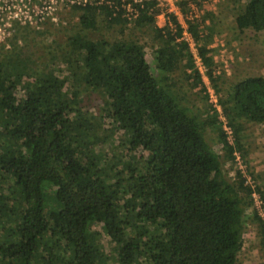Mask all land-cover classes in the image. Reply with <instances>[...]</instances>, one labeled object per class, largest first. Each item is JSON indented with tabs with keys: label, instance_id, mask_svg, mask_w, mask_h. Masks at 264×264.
Masks as SVG:
<instances>
[{
	"label": "trees",
	"instance_id": "obj_1",
	"mask_svg": "<svg viewBox=\"0 0 264 264\" xmlns=\"http://www.w3.org/2000/svg\"><path fill=\"white\" fill-rule=\"evenodd\" d=\"M68 6L80 11L85 27L95 28L98 14L107 25L153 24L161 40L151 53L159 75L143 44L124 37L75 32L60 59L41 61L37 71L28 57L1 55L0 264H100V242L115 245L116 264H235L252 188L238 168L236 179L224 176L202 121L164 86L182 61L185 76L203 89L174 15L172 29L154 22L152 0H143L132 19L105 2ZM234 23L240 31L264 29V0H243ZM207 27L187 21L218 90L211 48L201 38ZM87 90L98 93L97 111L87 106ZM218 103L231 142L222 119L206 121L216 125L224 154L235 163L233 150L243 152L234 117L264 122V76L236 79ZM252 211L264 256V218Z\"/></svg>",
	"mask_w": 264,
	"mask_h": 264
},
{
	"label": "rangeland",
	"instance_id": "obj_2",
	"mask_svg": "<svg viewBox=\"0 0 264 264\" xmlns=\"http://www.w3.org/2000/svg\"><path fill=\"white\" fill-rule=\"evenodd\" d=\"M242 3L243 0H220L215 9L205 16L208 27L202 31L204 34L201 38L211 48L210 53L213 55L212 77L214 84L219 89H215L205 74L203 63L201 64L199 60L194 58L193 54L196 51L194 46L190 50L193 62L200 74L203 89L201 90L198 84L192 83V79L185 76L188 69L182 65V61L171 72H168V78L163 82L164 86L173 93L178 105L187 106L202 121L203 139L207 146L209 145L208 148L217 153L221 170L224 176L230 180L236 179L234 171L237 166L233 161L226 158L218 139L216 125L206 121V117L212 118L215 115L217 120H225L226 116L221 111L218 102L219 98H225L233 81L247 74L264 76V29L254 31L247 28L240 31L235 27L234 15ZM79 12V10L72 9L68 5H57L52 13L40 21L29 24L15 22L16 25L12 26L9 35L4 39L5 42L0 45V57L2 54L5 56L10 53H16L20 58L28 57L26 59H28L32 70L37 71L41 67V61L60 59L62 53L67 50V37L75 32H80L90 38L101 36L111 40L124 37L140 42L144 46L146 60L150 64L151 72L159 75L154 69L151 53L161 40L154 36L153 24L114 23L107 25L102 15L97 13L96 26L91 28L85 27L79 22ZM154 22L161 23V18L154 17ZM24 24L25 26H22ZM210 25L212 32L209 31ZM208 34L210 35L205 36ZM203 40H199V43ZM83 96L87 106L97 111L98 93L87 90ZM213 102L216 106V113L209 107ZM234 118L240 125L239 134L243 152L241 153L242 157H240L244 174L248 175L258 186L259 192H257L263 196L261 210H264V122H254L243 115H235ZM109 161L111 162L112 159ZM123 182L125 184L127 181L123 180ZM253 207L252 200V206L248 205L244 209L241 242L235 264H263L264 256L260 242L259 220L253 214ZM98 247L101 256L100 264H116L114 260L115 245L101 244L100 242ZM34 264L39 263L35 262Z\"/></svg>",
	"mask_w": 264,
	"mask_h": 264
},
{
	"label": "built area",
	"instance_id": "obj_3",
	"mask_svg": "<svg viewBox=\"0 0 264 264\" xmlns=\"http://www.w3.org/2000/svg\"><path fill=\"white\" fill-rule=\"evenodd\" d=\"M91 0H0V45L4 43V39L9 35L14 23H34L44 19L48 14L57 7V5H69V4H84ZM95 0V3L105 2L108 5H113L115 9L121 8L122 15L126 16L127 19H132L138 14V7L143 5V0ZM154 5L158 7V12L154 14L156 17L161 18V23L156 24L162 26L165 23L170 28H174V25L169 19V14L172 13L181 27L180 35L178 38L187 41L190 49L194 46L193 39L187 30V21L197 20L206 23L207 18L205 17L208 12L215 9L217 3L220 0H152ZM195 48V46H194ZM196 50V49H195ZM194 58L199 60L202 64L199 56ZM214 103V102H213ZM215 105V103H214ZM216 107V106H215ZM223 129L226 133L228 142H231V128L227 125L223 119ZM234 161L237 168L242 172L245 177L244 182L249 183L252 190L251 196L254 207L261 218H264V210L262 209V199L258 192L254 189V182L249 178L248 175L244 174L243 165L241 163V157L239 152L233 150Z\"/></svg>",
	"mask_w": 264,
	"mask_h": 264
}]
</instances>
